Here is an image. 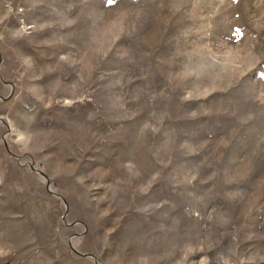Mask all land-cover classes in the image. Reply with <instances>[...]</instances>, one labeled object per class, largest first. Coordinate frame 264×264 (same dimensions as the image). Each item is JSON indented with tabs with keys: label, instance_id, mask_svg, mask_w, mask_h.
I'll use <instances>...</instances> for the list:
<instances>
[{
	"label": "rangeland",
	"instance_id": "374dc122",
	"mask_svg": "<svg viewBox=\"0 0 264 264\" xmlns=\"http://www.w3.org/2000/svg\"><path fill=\"white\" fill-rule=\"evenodd\" d=\"M0 264H264V0H0Z\"/></svg>",
	"mask_w": 264,
	"mask_h": 264
}]
</instances>
